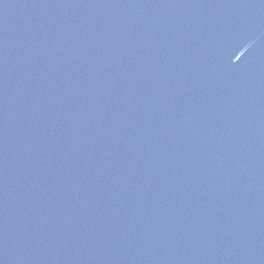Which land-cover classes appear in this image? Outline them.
Here are the masks:
<instances>
[{"label":"water","instance_id":"obj_1","mask_svg":"<svg viewBox=\"0 0 264 264\" xmlns=\"http://www.w3.org/2000/svg\"><path fill=\"white\" fill-rule=\"evenodd\" d=\"M0 264H264V0H0Z\"/></svg>","mask_w":264,"mask_h":264}]
</instances>
